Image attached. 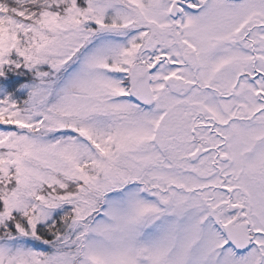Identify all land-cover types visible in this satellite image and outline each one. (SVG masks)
Returning <instances> with one entry per match:
<instances>
[{
    "label": "snow or ice",
    "instance_id": "snow-or-ice-1",
    "mask_svg": "<svg viewBox=\"0 0 264 264\" xmlns=\"http://www.w3.org/2000/svg\"><path fill=\"white\" fill-rule=\"evenodd\" d=\"M0 264H264V0H0Z\"/></svg>",
    "mask_w": 264,
    "mask_h": 264
}]
</instances>
